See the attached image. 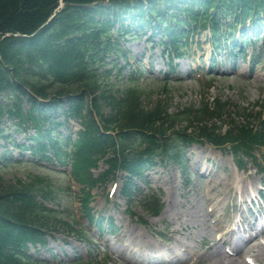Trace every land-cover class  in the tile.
<instances>
[{"label": "trees", "instance_id": "1", "mask_svg": "<svg viewBox=\"0 0 264 264\" xmlns=\"http://www.w3.org/2000/svg\"><path fill=\"white\" fill-rule=\"evenodd\" d=\"M226 17L232 18L229 24ZM118 20L166 34L175 51L184 46V37L208 26L218 43L233 39L234 26L241 24L246 44L252 31L248 20L254 35L264 34V0H0V124L6 116L16 129L37 132L30 145L14 144L48 162L52 155L72 164L74 179L88 187L126 170L125 194L147 164L183 163L182 151L196 140L230 146L239 160L247 156L257 162L256 152L264 147V101L255 112L240 108L235 114V104L220 98L214 106L206 101L168 112L162 101L145 103L133 75L101 71L105 53L119 48L112 31L132 32L116 28ZM233 45L243 47L236 39ZM228 118L233 125L222 134L217 122ZM70 119L83 127L75 140L61 131L69 130ZM0 137L13 139L2 128ZM73 141V150L67 148ZM100 160L110 168L98 178L92 169ZM67 179L59 186L49 173L27 174L25 182L0 184V264H44L26 254L30 243L45 244L48 230L78 232L63 220L64 213L45 204L70 192ZM78 197L92 218L90 193L84 189ZM144 206L154 214L162 208L158 199L155 206L147 200Z\"/></svg>", "mask_w": 264, "mask_h": 264}, {"label": "rangeland", "instance_id": "2", "mask_svg": "<svg viewBox=\"0 0 264 264\" xmlns=\"http://www.w3.org/2000/svg\"><path fill=\"white\" fill-rule=\"evenodd\" d=\"M257 44L261 46L260 41ZM151 46L140 40L122 41L121 47L130 50L131 53L127 61L123 56L118 58L119 66H125L121 77L128 76L135 68L139 69L140 79L135 87L143 92L147 105L162 101L169 105L168 112H172L192 104L197 108L206 101L211 103L221 98L237 106L260 109L257 107V102L264 101L262 84L264 53L261 62L255 67L250 58L246 62L240 59L233 68L223 63L222 66L217 67L214 74L206 75L203 72L194 73L191 68L197 66L198 58L202 54L205 53L206 59L208 58L209 45L204 46L205 50L199 49L197 45L195 47L189 45L188 53L184 58L176 60L172 75L165 80V73L170 69L169 65H166L168 59L162 56L160 49L150 51ZM112 58L114 57L112 56L110 60ZM137 58L143 59L142 63L140 60L137 61ZM151 61L152 72L149 65ZM126 62L129 64L126 65ZM105 68H113V65L108 64ZM156 77L160 79L157 80ZM124 82L125 80L120 78L121 89L124 87ZM5 123L4 126L11 129L9 132L17 141L26 142L24 131L14 132L10 122ZM71 123L75 130L80 129L78 122L72 120ZM13 145L9 144V148L13 151V156L19 158V152ZM4 153L6 149L0 147V156ZM188 156L192 161L185 173L182 172L181 167L173 163L169 166L159 164L156 168H150L145 174L147 183L138 182L143 190L137 192L134 199L131 197V202L127 201L126 196H122L123 177H119L115 184L95 186L91 190L92 219L96 221L99 217L105 220L111 218L115 231L100 232V227L90 223L81 206L80 198L75 196L80 192L81 187L74 183L76 192L73 193L76 194H60L56 203L48 202L47 206L64 212L63 220L78 232L69 233L62 229L57 232L49 231L48 245L43 249L38 248L40 253L36 248H32L34 254L41 255V258L47 260H52L55 253L59 254V257L53 259L54 264H65L62 261L65 254L67 259L71 258L68 261H71L76 256L74 249L84 256L96 253L97 259L102 261L108 254L110 262L104 264H139L138 260H143L147 256L156 257L161 262L174 258L177 264H213L217 261H222L221 264H247L244 255L252 256L264 264L263 234L247 245H245L246 238H241L239 234L237 241L240 245H245L239 257H230L223 249L224 239L218 240L221 235L224 236L223 227L227 226L237 211V205L241 202L243 212L237 211L238 218L241 212L243 216L246 215V209L251 213V207L254 206L255 214L260 216V224H263L264 200L262 201L257 195L258 191L264 189V185H262V176L255 166L248 163L243 169H239L229 152L222 153L219 149L212 150L209 146L203 145H196ZM208 160L211 161L209 166H213L217 172L214 173L213 170V173L211 172L207 177L203 167L207 166ZM105 168V164L100 162L95 172L100 173ZM45 173L49 171L35 164L15 163V166L10 165L0 170V184L25 182L27 174L44 176ZM202 174L206 175L205 181L201 178ZM51 176L54 179L59 178V186H64L66 183V175L51 174ZM112 187H116L115 192H112ZM153 192L156 194L153 195ZM160 194L163 209L161 208L159 215L154 216L141 204V196L146 195L147 198L152 196L151 199H154ZM106 222L101 226L108 229ZM85 231L88 233L84 235ZM100 246L104 249L102 250ZM51 248L54 250L53 253H50Z\"/></svg>", "mask_w": 264, "mask_h": 264}, {"label": "bare ground", "instance_id": "3", "mask_svg": "<svg viewBox=\"0 0 264 264\" xmlns=\"http://www.w3.org/2000/svg\"><path fill=\"white\" fill-rule=\"evenodd\" d=\"M222 261H217V262H214L213 264H221Z\"/></svg>", "mask_w": 264, "mask_h": 264}]
</instances>
